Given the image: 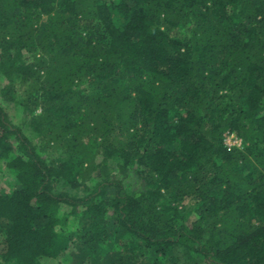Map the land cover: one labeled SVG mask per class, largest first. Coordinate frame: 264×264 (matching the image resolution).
I'll return each mask as SVG.
<instances>
[{
    "label": "trees",
    "instance_id": "trees-1",
    "mask_svg": "<svg viewBox=\"0 0 264 264\" xmlns=\"http://www.w3.org/2000/svg\"><path fill=\"white\" fill-rule=\"evenodd\" d=\"M72 247L264 264V0H0V264Z\"/></svg>",
    "mask_w": 264,
    "mask_h": 264
},
{
    "label": "rangeland",
    "instance_id": "rangeland-1",
    "mask_svg": "<svg viewBox=\"0 0 264 264\" xmlns=\"http://www.w3.org/2000/svg\"><path fill=\"white\" fill-rule=\"evenodd\" d=\"M21 112V111H20ZM15 121H18V117H16L15 119H14ZM75 217H73V216H71L70 215V217H69V219H70V221L71 222H74V219ZM76 228H80V229H82V231H86L87 230V227L85 226V224H81V223H77V224H72V227L71 228H69V227H67V229L65 230V231H71V230H74V229H76ZM62 229H64V227L62 228ZM75 239V238H74ZM73 242L74 243H76L77 241L76 240H73ZM72 250H75V252H77L75 255H70V253H67V255L66 256H64L63 258L64 259H62V260H59V261H62L61 263L62 264H77L75 261L76 260H79L80 258H82L85 254H87V253H89V251H87L84 247H82V248H79V249H75L74 247H72ZM69 252V251H68ZM95 253H97L96 251H95ZM115 251H112L111 252V255L113 256V255H115ZM75 260V261H74ZM51 261H53V260H43L42 261V264H54V262H51ZM56 261V260H55ZM184 262V259L181 257L180 258V263H183ZM192 262L193 261H190V263L192 264ZM194 263V262H193ZM198 264H201V263H198Z\"/></svg>",
    "mask_w": 264,
    "mask_h": 264
},
{
    "label": "built area",
    "instance_id": "built-area-1",
    "mask_svg": "<svg viewBox=\"0 0 264 264\" xmlns=\"http://www.w3.org/2000/svg\"><path fill=\"white\" fill-rule=\"evenodd\" d=\"M224 142L228 149H232L234 147H243V140L236 133H227Z\"/></svg>",
    "mask_w": 264,
    "mask_h": 264
}]
</instances>
